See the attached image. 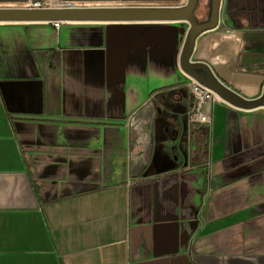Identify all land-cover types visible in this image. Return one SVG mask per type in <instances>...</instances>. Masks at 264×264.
I'll list each match as a JSON object with an SVG mask.
<instances>
[{"label": "crops", "instance_id": "0c3cea01", "mask_svg": "<svg viewBox=\"0 0 264 264\" xmlns=\"http://www.w3.org/2000/svg\"><path fill=\"white\" fill-rule=\"evenodd\" d=\"M184 23H0V264H264V107L188 123ZM191 60L258 97L264 0H220Z\"/></svg>", "mask_w": 264, "mask_h": 264}, {"label": "water", "instance_id": "95a60500", "mask_svg": "<svg viewBox=\"0 0 264 264\" xmlns=\"http://www.w3.org/2000/svg\"><path fill=\"white\" fill-rule=\"evenodd\" d=\"M200 0H186L181 6L159 5H87L33 8L28 6H0V23L9 22H161L186 21L179 66L192 80L211 90L217 97L240 109L264 107V85L256 98H246L222 83L202 63L191 60L195 40L200 33L218 24L220 0H208L207 15H196Z\"/></svg>", "mask_w": 264, "mask_h": 264}, {"label": "built area", "instance_id": "2783aa9c", "mask_svg": "<svg viewBox=\"0 0 264 264\" xmlns=\"http://www.w3.org/2000/svg\"><path fill=\"white\" fill-rule=\"evenodd\" d=\"M49 0H26V6L33 8H42L48 6ZM60 21H54L55 27L60 25ZM191 93L193 95V103L188 111V123L201 124L203 126L210 127L212 123V117L206 113L203 109L204 104L217 96L208 88L200 85L197 82L191 83Z\"/></svg>", "mask_w": 264, "mask_h": 264}, {"label": "rangeland", "instance_id": "374dc122", "mask_svg": "<svg viewBox=\"0 0 264 264\" xmlns=\"http://www.w3.org/2000/svg\"><path fill=\"white\" fill-rule=\"evenodd\" d=\"M58 3H62L63 6L66 5H76V6H84L86 4H116L113 0H83V1H79V2H66L64 0L58 1ZM75 3V4H74ZM24 6H26V3L24 4ZM183 27H187V23H184Z\"/></svg>", "mask_w": 264, "mask_h": 264}, {"label": "flooded vegetation", "instance_id": "af4514ba", "mask_svg": "<svg viewBox=\"0 0 264 264\" xmlns=\"http://www.w3.org/2000/svg\"><path fill=\"white\" fill-rule=\"evenodd\" d=\"M200 9H201V6L198 5L197 10H196V15L198 16L199 19H202Z\"/></svg>", "mask_w": 264, "mask_h": 264}]
</instances>
